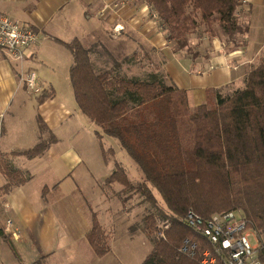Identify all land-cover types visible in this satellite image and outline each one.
Segmentation results:
<instances>
[{"label": "crops", "instance_id": "0c3cea01", "mask_svg": "<svg viewBox=\"0 0 264 264\" xmlns=\"http://www.w3.org/2000/svg\"><path fill=\"white\" fill-rule=\"evenodd\" d=\"M236 16L248 27L242 47L228 50L232 46L224 43L221 31L211 41L199 33L191 37L193 54L179 56L145 0H0V17L26 23L39 34L23 63L0 50V159L7 157L14 169L31 177L8 194L0 191V264H103L110 257L126 264L125 251L137 239L143 246L150 243L143 228L138 236L130 233L126 216L116 222L122 219L120 211L108 209L103 217L88 212L72 190L86 180L106 184L115 170L101 167V155L113 152L105 148L108 137H100L89 119L73 112L74 57L66 44L78 40L96 72L158 78L185 91L195 109L214 101L217 92L227 96L243 90L264 59V0H244ZM26 73L36 75L39 95L21 82ZM44 95L50 97L40 103ZM39 120L47 132L40 130ZM50 136L54 142L43 155L29 159L15 154ZM7 183L0 171V190ZM93 214L110 247L104 257L87 241Z\"/></svg>", "mask_w": 264, "mask_h": 264}, {"label": "trees", "instance_id": "16d2710c", "mask_svg": "<svg viewBox=\"0 0 264 264\" xmlns=\"http://www.w3.org/2000/svg\"><path fill=\"white\" fill-rule=\"evenodd\" d=\"M145 1L179 56L193 54L191 37L199 33L211 41L221 31L224 43L232 46L228 50L242 47L248 33L236 16L244 0ZM66 46L74 57L70 80L81 114L101 129L100 137L116 139L144 174L146 181L134 186L117 164L107 181L124 192L142 194L155 209L143 219L153 250L142 264H200L210 246L183 223L189 211L203 218L242 211L250 226L264 234V59L248 75L243 90L227 96L217 92L214 101L191 109L185 91L158 78L96 72L89 51L78 40ZM49 97L44 95L40 103ZM39 127L47 132L40 120ZM53 142L50 136L32 150L15 154L32 159ZM0 171L8 180L3 194L31 178L14 169L7 157H1ZM160 230L163 238L158 237ZM186 240L197 245L194 258L180 252ZM87 241L98 257L110 252L96 214ZM261 258L264 261V249Z\"/></svg>", "mask_w": 264, "mask_h": 264}, {"label": "built area", "instance_id": "2783aa9c", "mask_svg": "<svg viewBox=\"0 0 264 264\" xmlns=\"http://www.w3.org/2000/svg\"><path fill=\"white\" fill-rule=\"evenodd\" d=\"M38 42L39 34L28 24L0 17V50L11 61L23 63ZM21 82L31 94L41 93L34 73L22 74ZM183 223L206 239L210 246L203 252L200 264H264L261 258L264 247L259 234L250 226L242 211L219 213L210 218L189 211ZM158 237H164L163 230L158 232ZM251 238L255 241L254 245ZM196 251L197 245L190 240H186L180 250L189 258H194Z\"/></svg>", "mask_w": 264, "mask_h": 264}, {"label": "rangeland", "instance_id": "374dc122", "mask_svg": "<svg viewBox=\"0 0 264 264\" xmlns=\"http://www.w3.org/2000/svg\"><path fill=\"white\" fill-rule=\"evenodd\" d=\"M71 82V81H70ZM72 85V84H71ZM73 89V87H72ZM73 91V90H72ZM73 112L76 114L82 115L80 110L78 109L77 104H72ZM86 119V118H85ZM87 120V119H86ZM89 121V120H87ZM94 129L101 131V129L94 124ZM46 134V133H45ZM105 148L106 150L112 149L113 152L110 156L105 157L101 155V167L108 168L109 170H115V164L118 163L122 166L130 182L134 186H138L143 184L146 180L144 174L138 164L128 155V153L120 146L119 142L111 137L106 138L105 140ZM106 158V159H105ZM83 172V169L80 170ZM86 182L83 185H79L73 187L75 195L78 200L81 202V205L86 208V211L97 212L99 211L101 216L103 217L108 211H120L122 215V219L117 218L116 222L119 220H124L123 217L127 218L130 221L131 225L129 227L130 233H134V235L138 236V230L144 227L143 219L150 213L155 212V209L152 205L145 200V197L137 192H124V188L118 184L109 185V184H101L97 183L95 179L82 181ZM155 196L157 197V201L161 207H164V204L161 199V195L153 189ZM105 199L109 198L111 201H107L106 203H101V198ZM107 197V198H106ZM110 205V206H109ZM126 211V214L123 215V212ZM129 213V214H127ZM119 216V215H118ZM113 222V218L110 219ZM140 231V230H139ZM143 237L142 233L139 234ZM259 239L261 244L264 247V234L259 235ZM251 243L254 245L255 241L253 238L250 239ZM139 239L136 240L133 245V249L131 251L126 250L127 259H124L126 264H139L141 261L146 258V256L151 252L153 245L151 243L146 242V245H142ZM12 257V255H11ZM14 259V258H12ZM103 264H123V260L120 258V261L114 257H110L108 260L103 262Z\"/></svg>", "mask_w": 264, "mask_h": 264}]
</instances>
